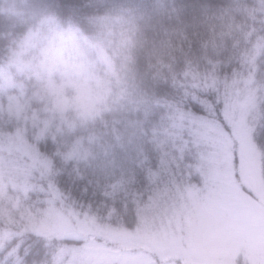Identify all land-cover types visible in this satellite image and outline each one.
<instances>
[{
    "label": "trees",
    "instance_id": "obj_1",
    "mask_svg": "<svg viewBox=\"0 0 264 264\" xmlns=\"http://www.w3.org/2000/svg\"><path fill=\"white\" fill-rule=\"evenodd\" d=\"M247 77L264 87V0H0V130L11 132L4 115L27 116L49 162L19 206L51 201L73 221L135 230L158 191L200 184L188 120L220 123ZM81 83L93 95L85 116ZM74 243L24 232L0 264H55Z\"/></svg>",
    "mask_w": 264,
    "mask_h": 264
},
{
    "label": "rangeland",
    "instance_id": "obj_2",
    "mask_svg": "<svg viewBox=\"0 0 264 264\" xmlns=\"http://www.w3.org/2000/svg\"><path fill=\"white\" fill-rule=\"evenodd\" d=\"M245 80L229 89L220 123L214 117L188 120L200 152V184L158 191L132 231L73 221L51 201L38 211L20 207V199L41 190L33 180L49 162L33 145L43 130L26 115L14 118L16 111L4 115L11 132L0 130V247L25 232L77 241L59 249L55 264H264V153L254 133L256 93L264 87L253 77ZM76 92L79 114L89 115L91 87L81 83Z\"/></svg>",
    "mask_w": 264,
    "mask_h": 264
}]
</instances>
